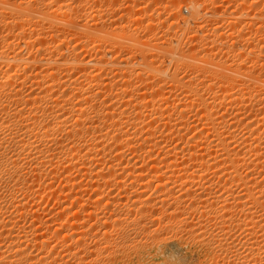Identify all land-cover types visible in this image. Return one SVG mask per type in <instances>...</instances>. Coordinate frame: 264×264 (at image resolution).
Wrapping results in <instances>:
<instances>
[{"label":"bare ground","instance_id":"1","mask_svg":"<svg viewBox=\"0 0 264 264\" xmlns=\"http://www.w3.org/2000/svg\"><path fill=\"white\" fill-rule=\"evenodd\" d=\"M179 1V11L182 7H184L191 12L189 13L193 16V18L195 14L197 15L200 11V4L195 2V0ZM262 5L261 7L264 6ZM213 6L214 5L212 4V7ZM217 7V10L221 8L220 7L218 9ZM83 11V0H0V92L3 93L1 96L4 98L2 99L0 96V99H2V101L0 100V264H83L85 262L86 256L84 253L86 250H84L85 248L83 242L86 231L83 230L84 218L79 217V215H77L78 217L76 216L73 218L66 215L59 217L58 219L55 218L57 221H55V223L53 222L54 225L48 220L43 222L36 218L32 221L33 223L30 222L27 226L25 225V227L23 226L24 224H21V217L22 215H25L23 212L26 211L25 203H27V199L29 201L31 200V203L35 207H39L43 203V200L41 199L43 196L41 198L40 196L47 193L51 195L50 193L54 191L53 182L56 180H58L62 185V188L58 190V192H60L58 196H64L66 201H68L69 207L65 205L66 202L60 203V205L64 207V210L67 211H65L66 214L69 213V209L72 210L74 207L77 208V206H81L84 202L83 197H81L77 192L71 193L70 190H75L82 186L86 169L90 168L89 165H91L92 162H95V165L99 164L98 166L100 167L99 162L103 161L105 158L108 159V157H112V159H121V157H125L127 154H132L137 159V157L140 158V156H152L158 150L156 153L163 157H183L184 159L187 157H195L199 159L208 156L209 158L212 157L214 159H224L226 161L225 174L228 175V178L230 177V180L232 179V181L235 179L236 181L238 180L237 176H239L238 174L240 173V168L243 170L245 167L246 170L251 169L250 173L259 170V174L264 176V161H261V159L264 158V145L262 144V139L260 138L261 135L259 137L257 136L258 128L256 127V130L254 128L260 122L261 124L264 123V120H260L263 118L264 113V81L259 78V80H261L259 81L260 84H257L259 86V91L257 90L254 94L247 91L242 92V90L240 92L211 91V93L208 92V90V93L206 94L203 93V91H193L189 88L188 89L190 91H186L185 88V91H181L182 89L179 92L176 91L178 94H175L173 91L154 90L155 92H153L152 90V92H140L139 90L134 91L133 89V91H126L122 89V92H116L117 90L115 92H108L106 90V87L109 85V83L107 84L108 81L103 84L104 88L101 89L102 86L100 85H102L103 81L101 83V78L98 79V76L96 77V75H98L97 72L96 74L94 73V70H96L97 67L99 68L98 65L101 62L99 59L102 55L101 57L93 56V58H87L82 53V50H85L84 37L85 35H89V33H85V29L89 26L86 27L88 23H84ZM258 15L259 25L256 27H258L259 30L257 31H259L258 33L264 35V9H260V13ZM96 24V22L95 25L93 24L94 27L97 26ZM152 24L154 25V23ZM95 32L98 33L97 31ZM93 35L94 34L92 33L90 36ZM263 35H261L260 38H262ZM95 36L96 35H94V37ZM99 37L101 38V36ZM95 38L96 40L98 39L97 36ZM263 38L262 40L264 41ZM262 40H259L262 42L259 43L261 44V46L259 45V54L264 53V42ZM175 43L178 44L177 42ZM176 49H174V52ZM90 51L91 50H89V52ZM260 56H262V58L264 57L263 55ZM261 69L264 71L263 68ZM99 80L101 84L98 83ZM170 84L169 87H172L175 83H173L172 86ZM105 85L107 86L105 87ZM178 85L179 84H177V86ZM175 86L176 85H174L173 88ZM247 112L248 114H246ZM239 126L242 128L244 127V131L246 130V134L241 133V135H243L241 138H237L235 134L236 131L234 132V129L236 130ZM188 129L196 131L197 134L191 138L185 137V133ZM203 136L205 137L203 138ZM175 138L177 139L178 144H167L168 141L171 142L172 140H175ZM165 145L167 147H165ZM250 155H252V158L248 159ZM112 159H110L111 162H114ZM218 162L221 161L218 160ZM113 164L111 163L107 166L106 169L108 173H111L116 167L113 166ZM87 166L89 168H87ZM90 169L88 172L92 171ZM153 169H151V172L157 171V169ZM24 171L27 174L29 173L26 175L27 177L23 175ZM196 171L197 170L195 168L192 176L196 175ZM74 172L76 173V176L72 175ZM89 174H91V172L88 173V175ZM95 174H97V172ZM141 176L142 175L140 174L138 176L140 177V181H142V179H147ZM158 179L160 180V178ZM251 180L248 181L251 183ZM116 182H118V180ZM121 182L123 183V181ZM146 184L144 186L142 185L144 190L138 192V196L136 195V198L143 197L145 190L150 187L149 185H151L150 183L149 185ZM160 185L163 186L159 183L158 186L160 188ZM103 186L105 187V185ZM251 188V185L247 187L246 191L249 194V190H251ZM96 189L95 192H97ZM256 190L259 195L264 194V181L257 183ZM66 191H70V193L68 192L69 195L65 193ZM106 191L108 192V190ZM252 191L255 190L252 189ZM97 193H95V195H97ZM101 195L102 194H100V196ZM96 198L98 201L99 197ZM243 198L244 197L242 195L232 199L234 201L238 200V205L240 204V206H246V210H249L247 215L243 214V216L245 215L243 220L247 219V221L244 220V222L240 219L239 220L244 223H241L239 220L238 221L241 224H245V226L247 225L246 227L250 226L252 229H258L255 231L260 233L262 236V232L264 230V202H262V199L260 200V198L255 195L250 197L251 199L253 198L252 201H249L248 199L249 202H244ZM24 199L26 200L25 202ZM225 200L226 204L221 206L225 207L226 205V208L230 207L232 200ZM164 201H162L163 204ZM234 201H232V204ZM131 203L128 207L129 215L133 216V214L136 215L137 212L142 211V207H144L142 200H139V202L134 201L132 204ZM145 203L147 202L145 201ZM163 204L161 205L163 206ZM252 206L255 208L253 209ZM178 212L179 211H177L175 215L181 213V211L180 213ZM90 214L91 213L89 212V215ZM138 214H141V212ZM187 214L188 213H186V215ZM171 215L173 218L174 214L172 213ZM171 215L169 217L170 221L172 220ZM227 215L228 214L226 213V217L224 215L219 218L216 217V220L219 219L218 222L214 221L216 223V230L210 231L209 229L208 232V229H206L205 225L201 224V222L197 223L198 225H195L193 230L194 232L196 231V233L198 231V234L196 235H199V237L201 236V240L203 239V236L208 235V238L211 240L207 238L205 239L207 242L210 240L209 243H212L213 246L215 245L216 252L219 250V253H222L220 250L223 249L219 238L222 239L225 237L228 233L227 230L232 226V218L230 215V218H228ZM26 217L27 214L25 217H22V219L26 220ZM158 220L160 221V219ZM233 220L235 221V219ZM133 221L135 220L133 219ZM154 221H157V219ZM118 222V219L115 217V219H112L111 221L112 226L109 224L110 222H108V224L113 229L114 225L119 226L120 222L117 224ZM236 222L234 223L236 224ZM23 223H27V221H23ZM154 223L149 224H152L153 226ZM166 224L167 227L172 229L173 226L169 223V221ZM103 225L107 227V225ZM251 228L248 230H252ZM153 230H155V228H153ZM153 230L148 227H144V225L142 227L141 225L140 227L136 226V229L134 228L130 234L127 231L128 236L126 235V238L123 237L125 240L121 245L125 248L131 246L135 247L136 244H143V246H145L144 243H142L143 241L140 242L136 240L138 237L137 231H139V234L140 232H143L147 235L149 233L151 234ZM168 230L169 229H167V231ZM40 231L43 232L41 233ZM106 231L107 230H105L103 234H105ZM194 232L191 231V236L196 239V235L193 234ZM134 234H137V237H135ZM248 235L251 234L248 233ZM248 235L245 236L249 237ZM149 236H145V243H147ZM227 236L229 235H226V238ZM140 237L141 236H139V238ZM229 237L227 238L228 240ZM259 237H256L255 239H252L254 237H249L248 239L245 237L248 242L243 244L246 247L248 246V248H245L246 250H244V253L247 252L245 254H240V250L237 249L239 250L238 253L235 249L237 247L234 245V242L232 244L231 241H228L230 242L229 244L235 246V253L233 252L234 249H231L233 246L229 247L230 245L226 244V246H224L226 247V250L224 249L226 251L225 256L227 257L230 253H232V255L228 256L226 260L229 262L231 259L232 263V260L238 261L239 259L238 262H234L235 264H243L247 260L249 261V259H251L249 262L253 260L257 263L264 260V242L261 244L257 239ZM155 238L153 237L154 240ZM153 239L151 238V240ZM154 240L151 242H154ZM156 241L158 242L159 240L157 239ZM105 245L104 247H106ZM223 245L225 244L223 243ZM109 247L103 249L108 250L107 248ZM98 249L100 248H97V251ZM214 253L215 252L213 251V254ZM241 253H243V251H241ZM216 254L217 253H215V255ZM215 255L213 256L215 257ZM240 255H243V257ZM232 256H234L235 259L231 258ZM218 257L220 256H216L215 258ZM98 259L99 258H97V260ZM245 259L247 260L245 261Z\"/></svg>","mask_w":264,"mask_h":264},{"label":"rangeland","instance_id":"2","mask_svg":"<svg viewBox=\"0 0 264 264\" xmlns=\"http://www.w3.org/2000/svg\"><path fill=\"white\" fill-rule=\"evenodd\" d=\"M195 2L200 4V11L197 13V15L195 14L193 18V16L190 14L191 12L188 9L182 7L181 10L179 11L178 9V4L180 3L179 0H94V1L93 0H83L84 23L86 24L88 23L86 27L89 26L88 28L85 29V33H89V35H85L84 37L85 50L84 49L83 50L85 51V53L83 50H82V53L87 58L88 57L93 58V56L101 57L102 55L103 58L101 57L99 59L101 61L100 62L101 65L99 64L98 65L99 68L97 67L98 69L96 68V70H94V73L96 74L97 72L98 74L96 75V77L98 76L97 77L98 79L101 78L100 79L101 83L103 81L102 85H100L102 86L101 89L104 88L103 84H105L108 81L107 84L109 83L108 85L109 87L105 85V87L107 86L106 90L108 92L109 91L115 92L116 90H117L116 92L118 91L122 92L123 91L122 89L126 91L139 90L140 92H143V91L152 92V90L153 92H155L159 90V91H173L176 94L181 89H182L181 91H185V89L186 91L187 90L190 91L189 89H192L193 91H196V90L199 92L203 91V93H206V94L208 92L211 93V91L212 92H218V91L220 92L222 91L223 92L224 91L225 92H228V91L229 92H233V91L240 92L241 90L242 92L247 91V92H251L252 94H254L257 92V90L259 91V88H258L259 87L258 85L260 84L259 81L261 80L264 81V71H262L261 69V68L264 69L263 67L264 57L262 58V56L260 55L264 56V53L259 54L260 51L258 50L260 49V46H261V44H259L261 41L259 40L260 39L262 40L264 35L258 33L259 31L257 30L259 29L256 26L259 25V15L258 14L260 13V9L261 10L264 9V6H263L264 0H261V1L260 0H195ZM218 3L221 5H219ZM212 4L215 6V9H214V6L212 7ZM261 5L263 7H261ZM216 7L218 9L220 7L221 8L217 10ZM92 20H95V21H92ZM95 22L97 23L96 24L97 26L99 25L98 27L97 26L94 27ZM152 23H154V25ZM94 29L98 33H96ZM91 32L97 36L98 41L95 38L96 36L95 37L94 35L90 36L92 34ZM261 35H263L262 38H260ZM99 36H101V38ZM95 40L97 41V43ZM175 42H177L178 44H176ZM92 43H94L95 45ZM94 46H97V47H94ZM111 47H114V48H111ZM92 48L94 49V51ZM174 49H176L175 52H174ZM89 50L91 51L89 52ZM113 61H116V62H113ZM259 62L262 64H260ZM102 64H103V67H102ZM100 74L102 77L100 76ZM259 78L261 80H259ZM100 80L98 81L99 84H101ZM169 84L171 86L172 84L173 86L174 85L176 86L174 88L173 86L169 87ZM177 84L179 85L177 86ZM1 95H3V93L0 94V96ZM1 97L2 99H4L3 96ZM2 99L0 100L2 101ZM246 114H248V112ZM0 116H1V113H0ZM261 118H262V115H261ZM260 120H264V113H263V118ZM254 128L255 130L257 129V136L259 137L261 135L260 138L262 139L261 141H262V144L264 145L263 143L264 142V130H263L264 123L261 124L260 122ZM235 131H236L235 134L237 138L243 137L241 133L246 134V130L244 131V127L242 128L241 126L237 127L236 130L234 129V132ZM185 134H186L185 137L191 138L195 136L197 133L196 131H192L188 129V131ZM204 137L205 136H203V138ZM168 142H167L168 145L170 143L172 145L178 144V141L176 138L175 140H172L171 142L168 141ZM166 145L165 147H167ZM156 152H158V150ZM156 152L154 153V155L156 154L155 156L154 155L140 156V158L137 157V159L132 154H127L125 157H121V159L115 158L116 160L114 158L112 159V157H108V159L110 158L114 162H111L110 159L108 160L107 158H105L106 159V160L104 159L105 162L104 160L99 162L100 167L98 166L99 164L95 165V162L94 163L92 162L91 165H89L91 169L87 166V168H89L92 171L88 172L89 169H86L87 173L85 172L84 174L83 184L81 186L82 188L80 187L75 190H70L71 193L73 192L79 193V195L83 197L84 202L81 206H77V208L74 207L72 208V210L69 209L70 211H68L69 213L67 214H66L67 211L64 210V207L61 206L60 203L66 202L65 205L68 206V201H66L64 196H61V197L58 196V194L60 193L58 192V190L62 188V185L59 183L58 180H56L55 182H53L54 191L52 193L54 194L50 193L51 195H49V193H47V194L41 195L40 198L43 196V198H41L43 200L42 201L43 203L39 207H35L31 203V200L29 201L27 199V203H25L26 204L25 210L27 212L24 211L23 214L24 213L25 215L27 214L26 218L28 220L26 218H24L26 220H23L22 217H25V215H22L21 217L22 221L19 219L21 221V224H24L23 226L25 225L27 226L28 223L30 222L33 223L32 221H34V219L36 218H38L40 221H43V222L48 220L52 223L53 222L55 223V221H57L55 220V218L58 219L59 217L66 216V215L68 217L73 218L79 215V217L84 218L83 219V223H84L83 230L86 231L85 232L86 234L84 235L85 239L83 242L84 248H85L84 250H86V252L84 253L86 258L85 256L84 258H85V262L88 264L89 263L90 264H96V263L97 264H102V263L103 264H165V263L169 264L170 261H175L176 264H213V263L214 264H228L229 262L231 263V259L229 258L230 259L229 262L226 259L228 256L232 255V253H230V255H228L227 257L225 256L226 247L224 246H226V244L230 245L229 247L233 246V248L231 247L232 250L236 246L237 248L235 249L237 252L240 250L239 251L240 254L247 253V252L244 253V250H246L245 248H248V246L246 247L243 244L248 243L246 240L249 237L250 238L254 237L252 239H255L256 237L260 236L257 239L260 241L261 244H263L264 230L262 232L263 235L261 236L260 233H257V231H255L258 229H255V228L252 229L250 226L246 227L247 225L245 226V224H241L247 221V219L246 220L244 219L245 220L244 221L243 217L245 218V215L248 214L249 210L248 209H247L248 211L246 210V206L244 207V206H240V204L238 205L237 199H236L237 201L232 200L235 197L237 198L243 195L244 202H247L248 199L249 201H252L253 198L251 199L250 197L255 195L256 197H259L260 200L262 199L261 200L262 202H264V194L259 195V193L256 190L257 183L264 181V176L259 174L258 172L259 170L251 172L252 173L251 174L250 173L251 169L246 170L245 169L246 167L245 168L242 167L244 169L242 170L240 168V173L238 174L239 176H237L238 180L236 181L235 179L232 181V179L230 180V177L228 178V175L225 174L226 173V167H225L226 161L224 159L223 160L214 159L212 157L209 158L208 156H205L199 159L195 157L194 158L187 157L185 159L183 157L181 158L180 157H175V158L165 157V156L163 157L161 155H158ZM178 158L180 159V161ZM249 158L251 159L252 155H250L248 159ZM208 160H211V161H208ZM218 160L221 162H218ZM261 161H264V158H262ZM111 163L112 164L114 163L113 166H116V167L115 168L113 167L114 168L113 171L111 173H108L106 168ZM153 168H155V170L157 169V171L151 172L152 171L151 169ZM195 168L197 170L195 173L196 175L192 176V173L195 171ZM97 169L98 171L100 170L101 171L98 172ZM90 172L91 174L88 175V173ZM96 172L97 174H95ZM28 174L25 171L23 172V175L25 176ZM139 174L142 175L141 177L147 178V179L145 180L142 179V181H140V177H138ZM256 174H258L259 176ZM72 175L76 176V173L74 172ZM158 178H160L161 181ZM117 180L119 183L116 182ZM131 180H133L134 182ZM248 180L249 181L251 180V183ZM121 181H123V183ZM149 183L151 185H149ZM159 183L162 185L165 183L163 185L164 187L160 185L161 186L160 188L158 186ZM145 184L150 186L149 188H147L148 186L146 187L147 189L145 190V193H144L145 196L143 195V197L141 198H136L138 196V192L144 190L142 185L144 186ZM103 185H105V187ZM133 185H136V186H133ZM250 185L252 188L251 190H249L250 192L249 194L246 190H247V187H249ZM95 189L98 193L95 192ZM252 189L255 191H252ZM106 190H108V192ZM70 191H66L65 193L69 195L68 192L70 193ZM95 193H97V195H95ZM100 194L102 195L100 196ZM96 197H99L98 201L96 200L97 199ZM225 199H228V201H231V200L234 201L233 202L234 205L232 204V201H231L230 207L226 208V205L225 207H222L224 204H226ZM139 200H142L144 203L143 204L144 207H142V211H140L141 214H138L140 212H137L136 215L135 214H133V216L129 215L128 207L130 206V203L131 202L133 203L134 201L139 202ZM25 201L26 200L24 199V202ZM145 201L147 203H145ZM162 201H164V204L162 203ZM161 204H163V206ZM175 204H177L180 209ZM177 211H179L178 213H180L181 211V213L178 215L176 214L177 215L176 216L175 213ZM89 212L91 213L90 215H89ZM172 213L174 214L173 218L171 215ZM186 213L188 214L186 215ZM226 213L228 214L227 215L228 218L230 217L232 218V226L231 227L229 226L230 228L227 230L228 233L227 234L225 233L226 235L230 236V237L227 236V238L229 237V240L226 238V235L222 239L219 238V240H221L220 241L221 245L223 246V249L220 250V252L222 253H219V250L218 252H216L215 245L213 246L212 243H209L211 239L208 238L209 237L208 235L203 236V239L201 240L200 239L201 236L199 237V235L198 236L196 235L198 234V231L196 233V231L194 232L193 230H194L195 225H198L197 223L199 222L205 225L206 229H208L207 230L208 232H209V229L210 231L216 230V226H215L216 223L214 221H217V222L219 221V219L216 220V217L219 218V217H222V215L226 217ZM243 214L245 215L243 216ZM114 215L118 219L119 222L122 219L123 220L121 221L122 223L121 222L120 224L119 222L117 223L119 224V226L117 225L118 227L114 225V228L112 229L111 221L112 219H115ZM127 215H129L130 217ZM170 215L172 218L171 220L172 222L169 219ZM132 218L135 221H133ZM179 218H181L182 220ZM155 219H157V221H154ZM158 219H160L161 222ZM233 219H235V221ZM239 219L241 221L243 220L244 222H241ZM167 220L169 221L170 224H172L173 226L172 229L170 227H167V224H166L168 223ZM23 221L25 222L27 221V223H23ZM107 221L110 222L109 224H111V226L108 224ZM178 221L181 223H179ZM233 221L234 222L237 221L236 224ZM149 223H154V224L152 226V224H149ZM173 223L176 225H174ZM93 224H96V225H93ZM103 224L105 225L108 224L107 225L108 228L105 227ZM142 224L144 225V227L146 228L148 227L151 230L155 228V230L152 231L154 235L152 233L145 235L146 233H143V232L142 233L140 232L139 234V231H137L138 235L134 234L135 237L138 236L136 240L140 242L143 241L142 243H144L146 247L143 246V244H136L135 247L131 246L128 248L127 247L125 248L123 245H121L125 240L123 237L126 238V235L128 236V233L130 234L134 228L136 229V226L140 227L141 225L142 227L143 226ZM158 224L160 227L158 226ZM156 226H157V229H156ZM166 228L169 230L167 231ZM249 228L252 229L250 230L251 232L248 230ZM105 230L107 231L105 232V234H103ZM156 230L158 231V233ZM191 231L194 232L193 234L196 235V239L195 237L192 238ZM40 232L42 233L43 231H40ZM248 233H250L251 235H248ZM106 234H110V235H106ZM149 235H152V236H149ZM245 235H248L249 237ZM139 236L141 237L139 238ZM145 236H149L147 243H145L146 242ZM153 237L155 238V240L153 239ZM151 238L154 240L155 243L151 242L153 241L151 240ZM205 238L210 239V240H208L207 242ZM157 239L159 240L158 242L156 241ZM228 241H231L232 244L234 242L235 246L232 244H229L230 242ZM223 243L225 245H223ZM207 244L209 245V247ZM104 245L106 247H109L110 245V247L107 248L108 250L103 249V248H106L104 247ZM93 248L96 250H94ZM97 248H100L98 249V251H100L101 254L100 252L97 251ZM115 249L118 251H116ZM235 249L233 251L234 253H235ZM91 251L92 252L94 251V252L92 253ZM213 251L217 254L216 255L215 253L213 254ZM241 251H243V253H241ZM89 253L90 254L92 253V254L90 255ZM213 255H215V257L216 256H220V257L215 258ZM240 256L243 257V255H240ZM100 257H102L103 259ZM92 258H95V259H92ZM97 258L99 259L97 260ZM231 258H234V256H232ZM246 260L247 259H245V261ZM250 260L251 259H249V261ZM232 261L233 262L231 264H233L237 260H232ZM249 261L247 260L243 264H260L261 262L264 263V260L259 261L258 263L254 262L253 260L251 262ZM85 262L83 264H86Z\"/></svg>","mask_w":264,"mask_h":264},{"label":"snow or ice","instance_id":"3","mask_svg":"<svg viewBox=\"0 0 264 264\" xmlns=\"http://www.w3.org/2000/svg\"><path fill=\"white\" fill-rule=\"evenodd\" d=\"M169 264H176V262L175 261H170Z\"/></svg>","mask_w":264,"mask_h":264}]
</instances>
